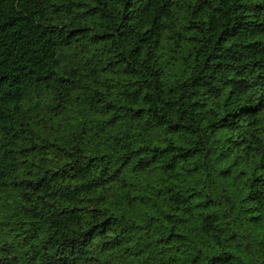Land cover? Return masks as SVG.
<instances>
[{
    "label": "trees",
    "instance_id": "obj_1",
    "mask_svg": "<svg viewBox=\"0 0 264 264\" xmlns=\"http://www.w3.org/2000/svg\"><path fill=\"white\" fill-rule=\"evenodd\" d=\"M0 264H264V0H0Z\"/></svg>",
    "mask_w": 264,
    "mask_h": 264
}]
</instances>
